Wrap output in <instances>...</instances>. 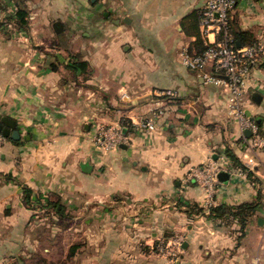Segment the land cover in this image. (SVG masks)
<instances>
[{"label":"crops","instance_id":"0c3cea01","mask_svg":"<svg viewBox=\"0 0 264 264\" xmlns=\"http://www.w3.org/2000/svg\"><path fill=\"white\" fill-rule=\"evenodd\" d=\"M102 3V14L90 18L75 0H0V114L21 134L0 143V264L23 255L37 231L24 186L76 209L77 224L67 230L81 235L71 246L81 249L83 264H264V148L249 147L230 113L229 90L204 83L181 58L202 48L187 16L206 0L173 4L166 17L150 20L136 0ZM20 10L33 14L25 28L16 23ZM58 22L85 29L83 54L31 43L55 42L63 35ZM232 22L244 42L264 46V0H238ZM164 89L178 94H156ZM242 107L264 134V59L246 81ZM143 119L156 129L140 128ZM122 121L127 143L106 149L94 142L98 126ZM227 149L260 184L232 166ZM222 157L214 205L262 193L242 237L237 221L209 217L203 188L189 179L191 169ZM192 204L204 211L191 213ZM178 239L176 257L154 252L159 241Z\"/></svg>","mask_w":264,"mask_h":264},{"label":"built area","instance_id":"2783aa9c","mask_svg":"<svg viewBox=\"0 0 264 264\" xmlns=\"http://www.w3.org/2000/svg\"><path fill=\"white\" fill-rule=\"evenodd\" d=\"M238 0H206L202 8L200 30L206 45V49L196 54L189 49L181 52L183 64L194 71L204 83H215L226 87L230 94V113L240 125L244 135L247 136L249 147L264 148V137L259 133L258 124L249 118L243 110L242 99L246 81L252 70L259 66L264 59V46L259 43H251L241 46L231 33L230 21ZM208 68H211L210 70ZM156 94L160 97L174 98L177 91L173 89L159 90ZM140 128L153 131L156 129L153 119H143L139 123ZM125 127L111 125L99 126L93 136L94 142L106 149L118 148L127 143ZM249 131L250 135L246 132ZM7 137L0 132V143ZM225 157L210 159L209 162L191 169L189 179L199 184L206 195L205 206L214 205V195L218 191V175L226 169ZM249 171L250 167L245 165ZM240 173H247L237 169ZM181 245L180 240L172 243L159 241L156 248L160 253L170 257L177 254L172 248Z\"/></svg>","mask_w":264,"mask_h":264},{"label":"rangeland","instance_id":"374dc122","mask_svg":"<svg viewBox=\"0 0 264 264\" xmlns=\"http://www.w3.org/2000/svg\"><path fill=\"white\" fill-rule=\"evenodd\" d=\"M140 7H143L142 15L147 19L156 18L158 14L162 17L168 13L172 5L181 4L185 0H136ZM79 5L82 4L83 12L92 18L102 14L104 4L102 0H75ZM89 6V7H88ZM27 7V6H26ZM33 11V9L29 10ZM150 11V17L147 12ZM101 12V13H100ZM31 14L27 13L26 17L29 18ZM166 17V16H165ZM33 21V20H32ZM38 29V27L36 28ZM73 27L71 24H67L65 28L62 27V36H58L55 40H38L31 42L32 44H40L42 48H55L56 50L63 51L64 53L69 51L75 54L82 52L78 50H85L84 42L81 41V35L84 28ZM13 31L12 29H10ZM33 31V30H32ZM73 33V34H72ZM68 37H67V36ZM78 35V39H73V36ZM53 45V46H52ZM84 47V48H83ZM69 54V53H68ZM83 54V53H82ZM82 59L81 56H79ZM74 58V59H79ZM77 62V61H76ZM80 77L78 80H82ZM99 127V126H98ZM97 127V128H98ZM105 127V126H104ZM33 207L36 213L34 214L36 221V233L31 230L29 234V245L26 252L20 257L14 258L9 264H83L82 263V251L78 247H72L71 243L81 242V235L67 230L72 224L76 225L78 219L76 215H73V210L65 205L61 200L56 199V196L49 194L46 196L32 195ZM49 200H57L62 203L66 209L64 215L58 214L55 210L49 209L47 203ZM31 207V206H29ZM157 245V244H156ZM154 252L160 255L158 249H154Z\"/></svg>","mask_w":264,"mask_h":264},{"label":"trees","instance_id":"16d2710c","mask_svg":"<svg viewBox=\"0 0 264 264\" xmlns=\"http://www.w3.org/2000/svg\"><path fill=\"white\" fill-rule=\"evenodd\" d=\"M21 13L24 12L22 10H20ZM201 14H202V8L195 10L194 12H192L191 14H189L187 16L188 19H194L196 20L195 22H197V26L199 29V34H198V40H201L202 42V48L193 52L196 54H200L202 53L205 49H206V45L204 43V39L203 36L201 34V30H200V22H201ZM25 12L22 14L21 17H19V19L16 21L17 25H19L20 27H27V20L25 19ZM230 27H231V33L234 36V38L239 42H242V45L247 44V42H244V37H245V33L244 32H237L235 30V27L233 25L232 22V16H231V21H230ZM256 41H251L248 44L251 43H255ZM76 60V59H74ZM75 66L80 67L82 69H86L87 67V62L85 61H77L74 63ZM122 125L126 126L128 128V122L127 121H122ZM259 127V133L261 136L264 137V134L262 133L260 126ZM130 129V128H129ZM19 141H16V143H18ZM227 156L229 157V159L232 162V166L236 169H241L245 172H247L248 176L250 177V179L254 182V183H258L260 184L259 180L257 179V177L252 173V171H249L248 168L245 166V164L232 152V150L227 149ZM23 192H24V200L26 202V204L28 206H31V208L33 207V190L31 188H29L28 186H24L23 187ZM262 196L261 190H259V196L257 198V200L251 201V202H245L239 205H226V204H221V205H213L210 207H207L209 209V217H212L214 219H217L223 223H230L231 221H237L240 225V232H241V236H243L244 232H245V228L247 226V224L249 223V220L251 219V217L256 213L257 208L260 205V198ZM47 206L49 207V209H53L55 210L58 214L60 215H64L65 209L66 207L60 203L59 201H55V200H49L47 203ZM189 211L193 214H200L202 213L204 210L203 208H201L200 206L196 205V204H192L191 206H188ZM155 249H157L155 247Z\"/></svg>","mask_w":264,"mask_h":264},{"label":"water","instance_id":"95a60500","mask_svg":"<svg viewBox=\"0 0 264 264\" xmlns=\"http://www.w3.org/2000/svg\"><path fill=\"white\" fill-rule=\"evenodd\" d=\"M55 28L57 31H61L62 25L61 23H56ZM0 132H2L6 137H9L13 140H19L21 138V134L17 128V122L7 116L1 117L0 114ZM247 135H250V132H246ZM84 169L89 171L91 169L90 165H84Z\"/></svg>","mask_w":264,"mask_h":264}]
</instances>
